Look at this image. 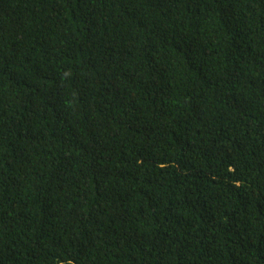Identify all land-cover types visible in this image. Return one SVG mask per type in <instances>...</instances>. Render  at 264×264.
Listing matches in <instances>:
<instances>
[{"label": "trees", "instance_id": "16d2710c", "mask_svg": "<svg viewBox=\"0 0 264 264\" xmlns=\"http://www.w3.org/2000/svg\"><path fill=\"white\" fill-rule=\"evenodd\" d=\"M0 264H264V0H0Z\"/></svg>", "mask_w": 264, "mask_h": 264}]
</instances>
